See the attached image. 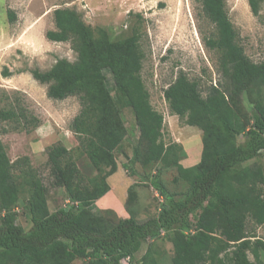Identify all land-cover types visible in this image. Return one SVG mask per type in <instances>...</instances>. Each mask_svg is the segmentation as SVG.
<instances>
[{"label":"trees","instance_id":"trees-1","mask_svg":"<svg viewBox=\"0 0 264 264\" xmlns=\"http://www.w3.org/2000/svg\"><path fill=\"white\" fill-rule=\"evenodd\" d=\"M199 1L214 26L205 45L218 54L226 84H211L204 95L201 84L181 71L164 90L171 113L202 132L201 159L192 167L180 163L182 145L163 139L164 117L153 107L141 76V31L113 40L105 29L87 25L75 9L55 10L56 28L46 37L70 42L77 59H61L50 70L31 74L48 86L50 99H80L71 131L97 174L86 183L72 151L64 145L50 148L51 175L70 203L51 212L47 190L28 158L12 163L0 137V264H72L78 258H86L85 264H159L151 242L161 238L173 246L172 264H264V238L257 235L264 226V166L251 164L264 154V63L246 55L225 0ZM263 3L248 0L255 16ZM9 16L13 21L15 15ZM106 71L113 75L114 95ZM245 95L252 104L249 111L242 103ZM127 109L135 115L140 138L124 170L132 177L137 164L146 171L174 165L175 183L188 186L179 196L163 182L152 181L163 202L158 215L144 222L133 213L122 218L112 210L93 211L110 192L108 178L118 171L115 152L128 133L123 119ZM24 112L1 109L0 130L37 127L38 120ZM25 194L29 230L16 222Z\"/></svg>","mask_w":264,"mask_h":264},{"label":"rangeland","instance_id":"rangeland-1","mask_svg":"<svg viewBox=\"0 0 264 264\" xmlns=\"http://www.w3.org/2000/svg\"><path fill=\"white\" fill-rule=\"evenodd\" d=\"M225 3L246 55L255 63H264V3L259 16L253 14L248 0H225ZM60 8L75 9L87 25L105 29L113 40L131 36L134 29L141 31L144 53L141 76L153 107L164 117L163 139L168 145L183 146L180 163L184 167L197 165L201 159L202 132L171 113L164 90L181 71L201 84L204 95L211 84H226L218 70V54L205 45V38L214 33V26L204 15L199 0H0V110L20 111L22 108L39 124L37 127L31 124L28 130L21 128L8 133L0 130V137L12 163L28 158L47 190L50 211L70 204L65 189L58 187L51 175L50 148L64 145L72 151L86 183L97 174L80 150L78 137L71 131V124L81 111L80 99H50L48 86L36 81L31 74L34 69L48 71L61 59L71 62L77 59L70 42L56 43L46 37L48 31L56 28L54 12ZM10 13L15 15L13 21H10ZM105 74L114 95L113 75L109 71ZM242 103L248 111L251 109L248 96L243 97ZM123 119L128 133L115 152L118 172L108 178L110 192L96 203L93 211L112 210L122 218L133 213L138 221L144 222L158 215L163 202L152 181L163 182L171 193L179 196L188 186L183 182L175 183L178 173L174 165L158 164L146 171L137 164V175L129 176L123 166L133 155L140 131L130 109L124 110ZM252 163L264 166V154ZM143 176H148L149 181ZM26 202L25 194L15 211L16 222L29 230L31 222ZM3 215L0 212V219ZM257 235L264 238V226L257 229ZM151 244L159 264H172L173 246L167 238ZM147 248L148 244L143 246L136 255L137 260ZM86 262V258H78L72 264Z\"/></svg>","mask_w":264,"mask_h":264},{"label":"crops","instance_id":"crops-1","mask_svg":"<svg viewBox=\"0 0 264 264\" xmlns=\"http://www.w3.org/2000/svg\"><path fill=\"white\" fill-rule=\"evenodd\" d=\"M117 172H118V171H117ZM99 201H100V200H99ZM97 202H98V201H97ZM116 204H117V203L115 202V205H114V206H116ZM114 206H113V207H114ZM111 209H112V208H111ZM124 218H125V217H124Z\"/></svg>","mask_w":264,"mask_h":264}]
</instances>
